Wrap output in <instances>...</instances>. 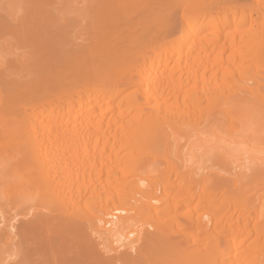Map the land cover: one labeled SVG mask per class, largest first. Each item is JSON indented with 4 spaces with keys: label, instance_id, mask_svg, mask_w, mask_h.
<instances>
[{
    "label": "bare ground",
    "instance_id": "6f19581e",
    "mask_svg": "<svg viewBox=\"0 0 264 264\" xmlns=\"http://www.w3.org/2000/svg\"><path fill=\"white\" fill-rule=\"evenodd\" d=\"M173 17L121 67L54 81L12 121L0 104V264H264V203L242 199L264 177V0ZM180 221L200 232L173 238Z\"/></svg>",
    "mask_w": 264,
    "mask_h": 264
},
{
    "label": "rangeland",
    "instance_id": "374dc122",
    "mask_svg": "<svg viewBox=\"0 0 264 264\" xmlns=\"http://www.w3.org/2000/svg\"><path fill=\"white\" fill-rule=\"evenodd\" d=\"M194 1L0 0V104L14 100V110L6 116L8 121L23 105L52 96V85L57 81H70L74 74L121 67L123 58L147 29L151 33L171 24L179 9ZM252 17L255 23L262 20L257 13ZM250 197L256 199L253 204L264 203V177L256 179L242 195V199ZM194 204L195 201L181 206L179 217L189 214ZM219 208L218 204L205 203L192 213H217ZM180 222L176 228L171 226L173 238H193L200 232ZM263 225L264 217L261 223L253 219L248 223L250 229ZM212 237L211 232L205 235L206 240ZM254 237L251 233L246 243ZM251 247L238 250L247 253L246 257L261 253Z\"/></svg>",
    "mask_w": 264,
    "mask_h": 264
}]
</instances>
